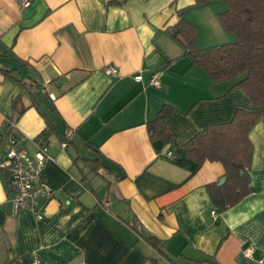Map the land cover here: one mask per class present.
Masks as SVG:
<instances>
[{"label":"crops","instance_id":"0c3cea01","mask_svg":"<svg viewBox=\"0 0 264 264\" xmlns=\"http://www.w3.org/2000/svg\"><path fill=\"white\" fill-rule=\"evenodd\" d=\"M223 7L216 0H30L28 7L0 0V66L29 64L13 76L0 73V157L11 136L23 138L30 154L41 145L36 96L71 142L51 136L45 144L39 178L52 194L40 217L12 213L0 172V264H192L205 257L264 264V116L249 132V193L233 206L218 211L206 186L222 178L223 165L184 153L208 125L230 121L237 108L258 109L238 78L213 82L167 31L182 11L197 26L199 47L232 42L218 19ZM108 66L118 74L107 75ZM155 71L159 86L149 83ZM164 105L173 108L164 119L169 143L151 139L146 127ZM98 155L108 167L98 172L74 161ZM135 222L162 240L170 259L157 256L129 226Z\"/></svg>","mask_w":264,"mask_h":264},{"label":"trees","instance_id":"16d2710c","mask_svg":"<svg viewBox=\"0 0 264 264\" xmlns=\"http://www.w3.org/2000/svg\"><path fill=\"white\" fill-rule=\"evenodd\" d=\"M210 1L213 0H195V4L202 5ZM219 1L224 7L218 12V19L224 30L235 36L234 41L205 48L199 47L196 40L197 26L186 19L182 11L178 12L177 22L167 31L181 44L184 55L188 56L193 64L203 68L213 82L238 78L236 85L248 95L253 105L258 107L256 110L237 108L230 121L210 124L184 144L186 157L199 164L216 161L223 165L222 177H225V182L218 185V181H214L206 185L214 207L222 211L249 193L252 152L249 132L262 117L264 110V0ZM17 64L16 67L0 66V73L4 76H13L20 67L29 69V64L25 61H17ZM17 80L26 86L21 78ZM32 83L35 82L31 81ZM38 97H33V104L43 117L45 126L35 140L45 145L51 136H55L61 142L71 144L68 138L59 136L52 119L38 105ZM172 111L171 106L164 105L156 118L146 123L151 139H161L167 143L173 140V134L164 124V119ZM78 158L94 172L108 168L100 155L93 159L76 157L74 161ZM0 172L7 190H12L9 173L3 169H0ZM81 180L86 187L89 186L83 174ZM129 226L155 250L157 256L169 258L161 239L151 234H142L137 222L129 223ZM157 256L151 260L157 262ZM192 264L220 263L211 257H205L193 260Z\"/></svg>","mask_w":264,"mask_h":264},{"label":"built area","instance_id":"2783aa9c","mask_svg":"<svg viewBox=\"0 0 264 264\" xmlns=\"http://www.w3.org/2000/svg\"><path fill=\"white\" fill-rule=\"evenodd\" d=\"M21 7H28L30 0H20ZM107 75H117L118 70L114 66H108L104 69ZM159 71H155L151 76L149 83L153 86H159ZM136 79H141L137 76ZM54 98L53 94H49ZM13 125V124H12ZM65 144H63L64 146ZM167 154L172 156V152ZM49 158L48 149L45 145H39L34 154H30L24 145V139L11 136L4 145V151L0 157V169L9 173L12 186L11 211L14 215L21 212H31L36 217H40L39 210L45 200L52 194L39 178L40 171ZM215 213V211H212ZM243 254L252 257L253 249L246 248ZM33 264H39L35 261Z\"/></svg>","mask_w":264,"mask_h":264},{"label":"water","instance_id":"95a60500","mask_svg":"<svg viewBox=\"0 0 264 264\" xmlns=\"http://www.w3.org/2000/svg\"><path fill=\"white\" fill-rule=\"evenodd\" d=\"M263 116H264V110H263ZM225 182V177H222L219 181H218V185H221ZM9 264H14V263H9Z\"/></svg>","mask_w":264,"mask_h":264},{"label":"rangeland","instance_id":"374dc122","mask_svg":"<svg viewBox=\"0 0 264 264\" xmlns=\"http://www.w3.org/2000/svg\"><path fill=\"white\" fill-rule=\"evenodd\" d=\"M216 1H219V0H216ZM219 2H221V1H219ZM222 3V2H221ZM201 25V27H204V26H206V25H208V21H207V23H200ZM101 179H103L104 178V176H101L100 177Z\"/></svg>","mask_w":264,"mask_h":264}]
</instances>
